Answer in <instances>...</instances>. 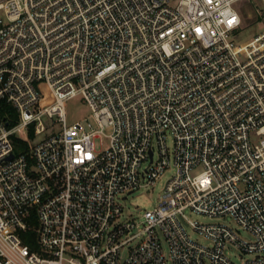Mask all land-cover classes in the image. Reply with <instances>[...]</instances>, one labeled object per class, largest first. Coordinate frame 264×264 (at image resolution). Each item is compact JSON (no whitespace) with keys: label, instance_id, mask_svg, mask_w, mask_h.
Returning a JSON list of instances; mask_svg holds the SVG:
<instances>
[{"label":"built area","instance_id":"obj_1","mask_svg":"<svg viewBox=\"0 0 264 264\" xmlns=\"http://www.w3.org/2000/svg\"><path fill=\"white\" fill-rule=\"evenodd\" d=\"M241 1L0 0V101L19 116L0 113V264H264V29L237 41ZM77 95L91 115L69 125ZM173 166L144 227L121 220V196Z\"/></svg>","mask_w":264,"mask_h":264},{"label":"rangeland","instance_id":"obj_2","mask_svg":"<svg viewBox=\"0 0 264 264\" xmlns=\"http://www.w3.org/2000/svg\"><path fill=\"white\" fill-rule=\"evenodd\" d=\"M239 9L242 18V27L236 32V39L240 43H246L251 40L253 36L264 29V6L260 0H242L239 4ZM66 114H67V123L69 125L74 124L76 121H81L85 118H88L91 115L90 107L84 102L83 97L81 95H77L66 101ZM54 119H49L47 116L43 118L44 123L50 130L54 128L52 124H54ZM91 120V119H90ZM55 128L59 129L60 126L54 124ZM17 138L32 144L35 140V137H31L30 131L26 129H20L16 134ZM97 150H102L101 140L96 139ZM103 144L105 148L109 144V140L107 138H103ZM168 145L172 148L173 143L171 138L168 139ZM202 169L198 168L195 172L199 173ZM176 169L173 166L170 170L166 171L161 180L157 181L154 186H150L146 189H141L136 191L130 195L126 199L121 196L119 202L124 206V212L121 216V220L125 219H135L138 223L141 224V228L144 227L143 214L147 210H151L155 207L156 202L163 190L164 183L175 174ZM139 210H141L139 212ZM187 215L191 221H198L201 224H212V223H227L236 229L240 236L245 239H251V235L247 233L245 230L239 228V225L235 222V220L231 216H224L222 218H210L205 215H201L195 212L187 211ZM188 232L192 238L197 240L200 243L207 244L209 241L197 232L193 227H189ZM136 243V241L128 244L122 250V260H124L132 246ZM230 249V256L237 264L241 263L243 257H246L239 253V251L235 248Z\"/></svg>","mask_w":264,"mask_h":264},{"label":"trees","instance_id":"obj_3","mask_svg":"<svg viewBox=\"0 0 264 264\" xmlns=\"http://www.w3.org/2000/svg\"><path fill=\"white\" fill-rule=\"evenodd\" d=\"M0 113L4 118L7 119L9 125H15L19 120V116L17 115L15 109L11 105L7 104L5 101H0ZM30 134L31 137H34L33 131H31ZM14 143H15V152L17 154L21 152H27L30 149V144L28 142H25L17 137L14 138ZM29 220L31 221L32 226L37 224V217L35 210H32L29 216ZM22 238L26 244H29L32 248H37L36 233L34 229H28L26 232L22 234Z\"/></svg>","mask_w":264,"mask_h":264},{"label":"water","instance_id":"obj_4","mask_svg":"<svg viewBox=\"0 0 264 264\" xmlns=\"http://www.w3.org/2000/svg\"><path fill=\"white\" fill-rule=\"evenodd\" d=\"M12 157H13V156H12ZM12 157H11V158H12Z\"/></svg>","mask_w":264,"mask_h":264}]
</instances>
